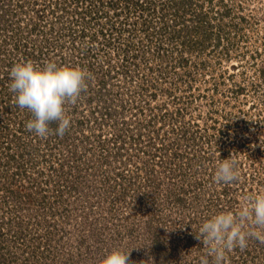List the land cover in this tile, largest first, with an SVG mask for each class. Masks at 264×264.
Returning <instances> with one entry per match:
<instances>
[{"label": "rangeland", "instance_id": "obj_1", "mask_svg": "<svg viewBox=\"0 0 264 264\" xmlns=\"http://www.w3.org/2000/svg\"><path fill=\"white\" fill-rule=\"evenodd\" d=\"M87 1L127 34L129 79L94 81L98 99H83L63 135H21L26 162L0 155V189L32 190L16 212L0 195L18 223L3 226V261L100 264L120 249L129 264H203L201 221L264 191V0ZM65 135L78 138L72 151ZM229 156L239 178L216 182ZM223 264H264V242L228 250Z\"/></svg>", "mask_w": 264, "mask_h": 264}, {"label": "built area", "instance_id": "obj_2", "mask_svg": "<svg viewBox=\"0 0 264 264\" xmlns=\"http://www.w3.org/2000/svg\"><path fill=\"white\" fill-rule=\"evenodd\" d=\"M74 4L75 3L72 2V6H74ZM37 7L39 8V6ZM36 12L43 13V16L39 17L36 15V19L33 22L29 21L27 14H24L25 17H23L20 14L19 16H17L18 14L14 16L13 14L8 15L0 12V16L5 15V17H9L13 21V24L19 22L28 30L24 31V33L22 32L25 38L24 41L28 38L27 46L25 47V54L28 53L25 55L26 57L20 55L22 60L18 61L19 54L17 53L16 57L12 56L11 59H7L6 63L9 64V66H5V68L1 67L2 73L0 70V78L8 76V78L3 81V84H0V144L3 143L0 146V155L3 154L7 156V158L12 156V154L7 150H2L3 145H6L8 142L12 143L10 138H12L13 135L15 138H20L16 139V141L20 142L21 145L24 143L21 138H25L21 135L31 132L34 135V131L28 130L26 127L27 122L32 118L33 114L28 109L20 108L16 104L15 93L10 89L11 78L8 73L10 72L8 68H12L15 63L21 61H31L36 66H43L49 61H55L57 65L82 67L89 74V78L78 100L75 103L66 104V115L71 122V118L78 119V116L72 113L81 111L84 98L89 101L94 98L98 99L96 96H99V93L94 91L95 85H93V82H98L99 77L100 79L105 78L104 81L106 82L107 80H114L116 83L117 81L124 82L126 77L129 79V76L125 74L126 71L124 68H127L126 66H129L128 64H130L133 59V57L128 54L122 57L119 55V51L128 48L125 42V36L127 34L124 30H116L115 26L113 27V24H111L110 21L108 22V17H105V20L109 24L105 25L104 23L103 25L102 18L99 16L101 12L94 10L84 18L80 17V15L78 17L75 13L78 19H71L72 21H69V17L64 19L56 16L53 18L52 14H49L50 17L49 20H47V9L35 10V13ZM31 15H34V13H29V16ZM17 17L20 19L19 21H17ZM109 18H111V16H109ZM58 19L60 21L57 22ZM58 24L60 25L58 26ZM51 26L55 28H51L52 31L50 30L49 32L48 29ZM13 33L16 34L14 29L4 26L0 22V46L3 36ZM17 38L20 41V36L16 37V41ZM7 51L10 52L9 50ZM58 53L60 54L55 57L54 55ZM51 56H54V58ZM120 66L123 67V70ZM115 73L117 76L113 77ZM110 74L111 76L109 77ZM97 87H99V84ZM111 113L112 112H107V114ZM2 132H4L5 135H3ZM29 140L35 143L37 142L36 139ZM75 142H78V138L76 137ZM75 142H73L74 145ZM35 143L34 145L37 144ZM41 143L42 146L45 145V143ZM31 144L33 145V143ZM71 147V149L68 148L70 151L73 150L72 145ZM21 149L23 150L19 148L20 152L18 149L16 150L15 156H13L14 158L11 157L12 163L19 164L26 162L29 155L28 150L22 148V146ZM20 172H22L21 175L24 174L23 171L20 170ZM27 176L26 174V179ZM11 179L13 178L11 177ZM30 182L33 183V181ZM0 195H5V192L3 190L2 192L0 191ZM6 195L8 194L6 193Z\"/></svg>", "mask_w": 264, "mask_h": 264}, {"label": "clouds", "instance_id": "obj_3", "mask_svg": "<svg viewBox=\"0 0 264 264\" xmlns=\"http://www.w3.org/2000/svg\"><path fill=\"white\" fill-rule=\"evenodd\" d=\"M9 75L16 104L33 114L27 129L46 137L50 124L55 122L56 133L63 135L70 127L66 104L78 100L89 74L80 66L57 65L52 61L36 66L31 61H21L12 66ZM238 178L237 161L230 156L216 165V182L228 184ZM195 236L204 250L203 264H223L228 250L245 249L251 238L264 242V191L257 192L234 210H222L206 217ZM128 257L120 249H113L100 264H129ZM184 258L182 253L180 261Z\"/></svg>", "mask_w": 264, "mask_h": 264}, {"label": "trees", "instance_id": "obj_4", "mask_svg": "<svg viewBox=\"0 0 264 264\" xmlns=\"http://www.w3.org/2000/svg\"><path fill=\"white\" fill-rule=\"evenodd\" d=\"M9 1L10 2L7 3L4 0H0V3H2V5H3V8H2L3 10H1L0 12H2L4 14L8 13V11H6V9L8 7H10V3L13 1L14 2L13 7H16V9L13 10V11L12 10L9 11V12H12L13 15L16 16L18 14L17 16H19V14H20L23 17H25L24 14H27L30 22L31 21L32 22L35 21L36 15L39 16V17L43 16V13H40V12H36L35 13V10L45 9L44 6H42L39 3L38 0L36 2L32 1V0H9ZM96 1L99 2L98 5L103 6L105 4V2H104L105 0H96ZM139 1H142V0H139ZM72 2H74L75 5H77V7H78L76 9V14H79L80 17H82V18H84L86 15L92 13L94 11V9H95V8L93 9V5L90 8L86 7L87 5L85 4V2H89L87 0H55V2L50 4L51 5L50 8L47 9V14H52V15L56 14L57 16H59V18L60 17L64 18V17H67V16L69 17L68 14H70L71 11H72V8L70 7V5H72ZM90 2L92 4L95 1L94 0H90ZM112 3H113V0H111V4ZM184 3L187 6V8H189L191 6V3L188 0L187 2H182L181 3L182 8H184V6H183ZM37 6H39V8ZM138 6L140 7L141 5L139 4ZM98 10H97V12H98ZM174 11H175V7H174ZM31 12H33L34 15L29 16V13H31ZM102 13L103 12H101V14ZM116 15H118V13ZM49 17H47V20H49ZM16 19H17V21L20 20L18 17ZM0 22L4 26H8L9 28L14 29L15 33H16V34L13 33V34H9V35L5 34V36H3V38L1 39L2 40L1 46H0V70H1V67L5 68V66H9V64L6 63L7 59H11L12 56L16 57L17 53L19 54V58H18L19 60L18 61L22 60L20 55H24V57H26L25 55L28 54V53L25 54V50H26L25 47L27 46V39L28 38L24 41L25 38H24L22 32L24 33V31H28V30H27L26 27L22 26L21 23H19V22L13 24V21L9 17H5V15L0 16ZM51 28L54 29L55 27L51 26L48 29L49 32H50ZM19 36H20V41H19L18 38H17V41H16V37H19ZM7 50H9L10 52H8ZM59 54L60 53L55 54L54 56L56 57V55H59ZM54 56H51V57L54 58ZM8 69L11 71V68H8ZM1 73H2V70H1ZM8 73H10V72H8ZM5 74H6V72H5ZM7 78H8V76H5V78H0V84H3V81H5ZM91 127L92 126L90 125L89 128H91ZM50 129L52 131H55V129H56V123L55 122L50 124ZM2 133H3V135H5L4 132H2ZM65 137L66 138H64V136H62V139H66L67 140V144L70 145L69 148L71 149L72 148L71 147L72 142H75V136L74 135H65ZM10 139H11L12 143L8 142L6 145H3V149H2V150H7V151H9V153L12 154V156H9V158L15 156L16 150L18 149V151H19V148L21 149V146H22L20 144V142L16 141V139H18V138H15L14 135ZM62 139L59 138V142L63 141ZM59 142H57V143H59ZM39 143H41V142L39 141ZM43 143H45V145H47V140H44ZM2 144L3 143H1L0 146ZM65 146L67 147V145H65ZM24 149L29 150L30 148H24ZM21 150H23V149H21ZM20 173H22V172H20ZM27 179L30 180V181H33V182L35 181V179L31 178L30 176H27ZM11 195L12 194H10L9 197H11ZM3 207H5V206H3Z\"/></svg>", "mask_w": 264, "mask_h": 264}, {"label": "flooded vegetation", "instance_id": "obj_5", "mask_svg": "<svg viewBox=\"0 0 264 264\" xmlns=\"http://www.w3.org/2000/svg\"><path fill=\"white\" fill-rule=\"evenodd\" d=\"M13 181H17V180H14L13 179ZM0 191L2 192V189H0ZM6 193L9 194V195L12 194L11 195V200L15 203V204H13L15 206L13 209H15V210H12V211H15V212L19 209V206H18V201L20 202L19 196L21 197V195H22L23 196L22 199H24V200L31 199L32 198V190L30 188H28V189H26V190L23 191V190L15 189L13 187V188H10V189L6 190ZM3 196H6V194L3 195ZM6 201H7L6 202L7 204L13 206L11 201H8V200H6ZM21 204H23V203H21ZM4 212H8L10 214L9 210L6 209L5 207H3V205L0 204V226L3 227L4 224H5L6 227L8 228V225L7 224H9V223H7V221H9L10 224L12 225V227H14V225L17 222L16 221H13L14 220L13 218H10L11 221L8 220L9 218L4 215ZM4 230L5 229L3 227L2 230L0 231V238H2V237L5 238L6 237L5 236V233H4ZM12 232H14V231H12ZM0 242H1V240H0ZM8 254H11V251L8 250L7 252L4 253L3 252V247H2V245H0V259H1L0 260V264H9V263H6V262L3 261V259L5 257H8L9 256Z\"/></svg>", "mask_w": 264, "mask_h": 264}]
</instances>
